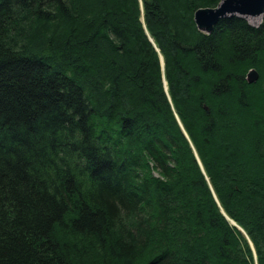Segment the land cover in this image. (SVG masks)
Wrapping results in <instances>:
<instances>
[{
  "label": "trees",
  "instance_id": "obj_1",
  "mask_svg": "<svg viewBox=\"0 0 264 264\" xmlns=\"http://www.w3.org/2000/svg\"><path fill=\"white\" fill-rule=\"evenodd\" d=\"M220 1L0 0V264H264V15Z\"/></svg>",
  "mask_w": 264,
  "mask_h": 264
},
{
  "label": "water",
  "instance_id": "obj_2",
  "mask_svg": "<svg viewBox=\"0 0 264 264\" xmlns=\"http://www.w3.org/2000/svg\"><path fill=\"white\" fill-rule=\"evenodd\" d=\"M263 15L264 0H221L216 7L197 10L195 22L200 30L204 27L208 28L209 31L207 33H209L222 18L239 17L248 20L251 25H258L261 23ZM161 61L164 68L165 62L163 56H161ZM247 78L250 83L256 82L259 78L258 71L255 69L250 70ZM165 84L167 89L166 81ZM228 219L230 218L228 217ZM230 221L232 224L237 225L233 220L230 219Z\"/></svg>",
  "mask_w": 264,
  "mask_h": 264
},
{
  "label": "rangeland",
  "instance_id": "obj_3",
  "mask_svg": "<svg viewBox=\"0 0 264 264\" xmlns=\"http://www.w3.org/2000/svg\"><path fill=\"white\" fill-rule=\"evenodd\" d=\"M258 23H259V22H258ZM258 23H257V24H258ZM202 30H203V32H206V33H207V31H209L208 28H206V27H204Z\"/></svg>",
  "mask_w": 264,
  "mask_h": 264
}]
</instances>
